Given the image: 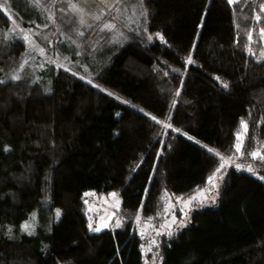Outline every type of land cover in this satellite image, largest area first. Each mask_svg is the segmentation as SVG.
<instances>
[{
	"label": "trees",
	"instance_id": "trees-1",
	"mask_svg": "<svg viewBox=\"0 0 264 264\" xmlns=\"http://www.w3.org/2000/svg\"><path fill=\"white\" fill-rule=\"evenodd\" d=\"M14 1L20 28L0 7V264H264V179L217 171L240 156L264 177V0H123L143 26L117 24L115 44L74 39L62 16L41 27L36 0ZM211 189L215 207L144 251L139 214L161 225ZM91 191L119 196V228L90 231Z\"/></svg>",
	"mask_w": 264,
	"mask_h": 264
},
{
	"label": "rangeland",
	"instance_id": "rangeland-1",
	"mask_svg": "<svg viewBox=\"0 0 264 264\" xmlns=\"http://www.w3.org/2000/svg\"><path fill=\"white\" fill-rule=\"evenodd\" d=\"M46 1H49V3ZM110 1H112L110 4L109 2L104 4L105 7L99 4L100 2H97L96 0H36V2H31L39 10L43 9L42 11L44 14H42V17L39 16L37 18L39 21L38 23H41V27H47L51 25L50 29L56 32L60 29L58 20L59 17L62 16L65 22L63 25H61V28H63L64 32L68 33L69 36L73 37L74 39L80 40L82 37L87 36L88 31L93 29L97 30V41L104 42L103 37L104 35H107L106 40H112L115 44L119 42V39H123L124 36L121 28L118 27L117 24L120 23V25L122 24L123 27L125 26L132 29L133 25L135 26L137 22H139V27H142L143 10L141 4L129 5L127 1L123 0ZM14 2V0H0V7L6 12V14L10 16L13 24L20 28V24L16 21V19L12 18L15 16L11 8V5ZM73 5H75V7H73ZM54 6L55 8L52 10ZM107 8H112V10L108 11L109 9ZM107 15L108 17H111L112 20H106L105 17ZM116 20H118V22ZM98 22H100L99 26L95 27ZM106 25H112L113 27H106ZM199 29L200 28L181 31L179 33V38L188 39L195 42L199 36ZM157 34L147 35L146 43L153 44L157 41H162L163 39L160 38L162 35ZM69 38L70 37H65L63 35L61 40L62 42L68 43L69 46H75L74 42H72V40ZM76 52L80 55L84 54L80 48H77ZM55 59L58 60L57 57ZM69 70L73 71L79 78L84 79L87 82L91 81V84L97 85L94 81L90 80L87 75H81L79 73L80 70H75L74 68ZM244 141L245 136L242 135L240 141L241 148ZM255 153L257 155H253V159L258 160L262 153L261 151H257ZM239 157L240 156H235L232 158L223 157L221 164H224V167L220 168L219 171L222 172V170L227 167H234L239 171L246 172L260 178L263 177L261 173L263 170L262 164L255 161L244 162ZM225 161L227 163H225ZM237 165L240 167L238 168ZM249 168H251L252 171H249ZM216 182L217 179L215 178L214 183ZM113 194L115 193L99 196L92 191L86 194V203L91 216L90 231L92 233H99L106 229L119 228L121 221L120 218L117 217V212L121 206V199L118 195ZM217 197V189L202 190L186 201L172 203L168 207L167 217L161 225H156L154 222H143L141 215L139 214L136 219V226L139 235L145 239L144 251L147 252L153 245H155L160 235L170 232H180L190 227L191 216L194 212V209L215 207V201ZM188 201L191 202L188 203ZM178 210L181 211V219H178L175 216Z\"/></svg>",
	"mask_w": 264,
	"mask_h": 264
},
{
	"label": "snow or ice",
	"instance_id": "snow-or-ice-1",
	"mask_svg": "<svg viewBox=\"0 0 264 264\" xmlns=\"http://www.w3.org/2000/svg\"><path fill=\"white\" fill-rule=\"evenodd\" d=\"M229 2H232V0H229ZM73 7H75V5H73ZM257 19H259V17H257ZM106 27H113L112 25H106ZM157 35H159V34H157ZM161 39H163V37L161 36L160 37ZM188 62L189 63H191L192 61H191V58H189V60H188ZM89 83H91V81H89ZM225 87H227V85H225ZM153 119H155V117H153ZM236 148H237V151H240V148H241V145L240 144H237L236 145ZM209 151H212L211 149H209ZM218 155V154H217ZM253 155L255 156V155H257L256 153H253ZM221 159H223V158H221ZM225 163H227L226 161H225ZM224 167V164H221L220 165V168H223ZM237 167L239 168L240 166L239 165H237ZM249 171H252V169L251 168H249L248 169ZM217 171H219V169H217ZM214 179H215V175H213V176H210L209 177V183L210 184H212V183H214ZM262 179H264V177H262ZM113 195H115V194H113ZM191 201H188V203H190ZM90 227H91V225H89ZM29 226L28 225H25V228L27 229ZM98 230V229H97Z\"/></svg>",
	"mask_w": 264,
	"mask_h": 264
},
{
	"label": "flooded vegetation",
	"instance_id": "flooded-vegetation-1",
	"mask_svg": "<svg viewBox=\"0 0 264 264\" xmlns=\"http://www.w3.org/2000/svg\"><path fill=\"white\" fill-rule=\"evenodd\" d=\"M97 2H99L100 0H96Z\"/></svg>",
	"mask_w": 264,
	"mask_h": 264
}]
</instances>
